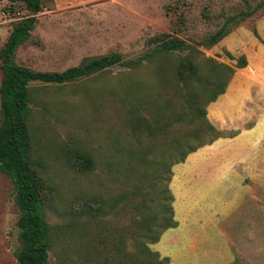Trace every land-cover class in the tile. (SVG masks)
<instances>
[{
  "label": "rangeland",
  "instance_id": "374dc122",
  "mask_svg": "<svg viewBox=\"0 0 264 264\" xmlns=\"http://www.w3.org/2000/svg\"><path fill=\"white\" fill-rule=\"evenodd\" d=\"M262 2L44 0L30 39L17 51L19 64L41 71H63L88 56L119 52L125 58L136 57L149 49L150 39L170 33L197 46L201 52L195 60L201 64L211 57L235 66L230 55L247 56L248 66L235 68L227 95L217 99L236 101L235 112L226 115L218 108L216 113L212 103L206 106L207 117L217 130L227 136L242 132L241 136L235 140L221 137L215 149L206 144L172 166L169 188L178 225L149 245L160 259L168 257L169 264H264L262 9L235 25L216 45L204 44L227 17ZM6 6H10L9 1L0 2V43L27 13L21 7L10 12ZM187 53L160 55L138 70L114 66L66 85L34 83L37 99L31 115L32 159L40 163L39 168L54 186L46 206L54 238L52 264H105L106 255L112 259L109 249L115 242L131 247L132 233L140 227L134 223L140 217L136 209L129 205L127 211L119 212L126 205L121 202L116 210L85 225L74 213L75 206L80 207L76 201L93 194L113 201L134 184L131 179L137 161L128 157V148L146 152L148 171L159 154L175 150L170 142L176 135V124L172 130L151 135L130 120L147 114L146 108L154 104L150 95L161 93L180 103L177 87L161 82L158 71L163 67L172 80L173 67ZM2 77L0 61V84ZM124 96L129 98L124 100ZM82 153L95 158L94 172L76 170L75 157ZM131 201L136 204L139 197ZM19 214L14 185L0 172V264H18L14 251L19 246ZM102 237L104 243L100 242Z\"/></svg>",
  "mask_w": 264,
  "mask_h": 264
},
{
  "label": "trees",
  "instance_id": "16d2710c",
  "mask_svg": "<svg viewBox=\"0 0 264 264\" xmlns=\"http://www.w3.org/2000/svg\"><path fill=\"white\" fill-rule=\"evenodd\" d=\"M2 1L5 0H0ZM7 1L10 6H6L5 10L15 12L21 7L27 12L13 24L7 40L0 43L3 73L0 84V172L12 181L14 201L20 212L17 221L19 246L14 251L18 264H52L50 251L54 238L47 219L46 206L49 192L54 186L39 168L40 163L32 159L31 115L37 99L34 83L66 85L90 78L114 66H122L131 71L138 70L157 60L160 55L187 51L173 67L172 80L164 74L163 67L158 71L161 82L177 87L180 103H175L161 93L150 95L154 104L146 108L147 114L137 115L130 120L137 129L151 135L166 129L172 130L176 124L177 132L170 142L176 153L175 150H169L159 154L155 165L148 171L149 160L146 152L128 148V157L136 158L137 161V169L131 179L134 184L113 201H106L99 194L79 198L76 203L80 207L75 206L74 209L76 217L85 225L116 210L121 202L126 205L120 207L119 212L127 211L131 205L132 209L140 213V217L134 220L135 225L140 227L132 233L131 247L115 242L109 249L112 259L106 255L105 264H169L168 257L160 259L159 253L149 245L157 243L165 230L178 225L173 206L174 195L169 188L172 166L184 162L189 154L206 144H212L221 137L237 135L227 136L217 130L207 117L206 106L217 101L226 92L235 68L248 66L247 56L242 54L235 58L230 55V59L236 60L235 66L218 62L211 57H207L205 63L201 64L195 60L196 53L201 52L197 46L179 36L163 33L150 39L149 49L136 57L125 58L119 52H111L85 57L80 64L63 71L35 70L17 63L16 55L19 48L30 39L38 22L37 14L43 10L44 0ZM260 9L264 15V2L227 17L216 31L205 38V46L212 47L219 43L235 25ZM123 98L126 100L129 97ZM75 161V168L81 173L96 170V160L89 153L76 155ZM109 171L114 172L111 167ZM146 182L147 187L144 185ZM136 197H139V201L134 204L131 199ZM105 240L102 237L100 242L104 243Z\"/></svg>",
  "mask_w": 264,
  "mask_h": 264
},
{
  "label": "crops",
  "instance_id": "0c3cea01",
  "mask_svg": "<svg viewBox=\"0 0 264 264\" xmlns=\"http://www.w3.org/2000/svg\"><path fill=\"white\" fill-rule=\"evenodd\" d=\"M223 96H225V95H227L226 94V92L224 93V94H222ZM221 100V99H220ZM236 101H234V100H232V99H230V98H226V97H224V100H221V101H216V102H212V110H213V112H216L217 113V111H216V109H218V108H220V110L224 113V114H226V115H228V114H232V113H234L235 111H234V107H235V103ZM210 109H211V107H210ZM215 113V114H216ZM210 117H211V115H210ZM241 134H242V132H240V133H238L236 136H234V137H227V139H229V140H235L236 138H238L239 136H241ZM261 136H264V134H262ZM260 136V137H261ZM216 142H218V140H216V141H214L211 145H207V147L208 148H212V149H215V143ZM219 147V146H218ZM217 147V148H218Z\"/></svg>",
  "mask_w": 264,
  "mask_h": 264
},
{
  "label": "water",
  "instance_id": "95a60500",
  "mask_svg": "<svg viewBox=\"0 0 264 264\" xmlns=\"http://www.w3.org/2000/svg\"><path fill=\"white\" fill-rule=\"evenodd\" d=\"M195 43V42H194Z\"/></svg>",
  "mask_w": 264,
  "mask_h": 264
}]
</instances>
